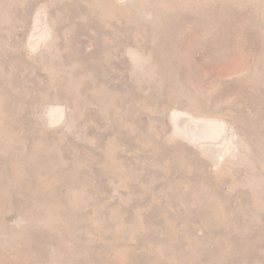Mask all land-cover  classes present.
<instances>
[{"label": "rangeland", "instance_id": "rangeland-1", "mask_svg": "<svg viewBox=\"0 0 264 264\" xmlns=\"http://www.w3.org/2000/svg\"><path fill=\"white\" fill-rule=\"evenodd\" d=\"M0 264H264V0H0Z\"/></svg>", "mask_w": 264, "mask_h": 264}]
</instances>
